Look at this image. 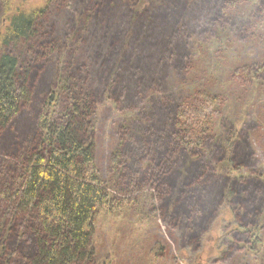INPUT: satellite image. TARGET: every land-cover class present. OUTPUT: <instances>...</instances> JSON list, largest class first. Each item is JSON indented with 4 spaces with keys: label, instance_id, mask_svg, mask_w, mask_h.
<instances>
[{
    "label": "trees",
    "instance_id": "16d2710c",
    "mask_svg": "<svg viewBox=\"0 0 264 264\" xmlns=\"http://www.w3.org/2000/svg\"><path fill=\"white\" fill-rule=\"evenodd\" d=\"M7 1L0 0V264H93L94 218L144 192L150 213L188 246L224 201L239 229L257 225L264 181L216 177L201 156L218 97L204 92L176 107L159 105L143 118L148 129L138 124L135 135L122 134L112 197L94 142L104 95L128 107L146 90H161L168 69L182 68L189 36L225 29L226 11L248 0H148L140 11L136 0H47L13 15ZM260 2L254 16L264 19ZM252 31L241 25L236 35ZM232 147V170L250 166L245 140ZM223 155L217 147L211 153L217 163Z\"/></svg>",
    "mask_w": 264,
    "mask_h": 264
},
{
    "label": "rangeland",
    "instance_id": "374dc122",
    "mask_svg": "<svg viewBox=\"0 0 264 264\" xmlns=\"http://www.w3.org/2000/svg\"><path fill=\"white\" fill-rule=\"evenodd\" d=\"M46 2L8 0V15L33 13ZM148 3L136 0V10ZM260 7V0L234 5L225 13L230 21L225 29L211 25L190 35L182 68L168 69L161 90H146L128 107L113 101L108 93L104 95L94 119L95 159L111 197L118 190V169L112 160L122 134L135 135L138 124L148 129L143 118H151L157 106L176 107L204 92L222 101L219 116L210 125L209 147L201 151L204 164H209L216 177L239 180L256 176L264 181V19L254 16ZM246 24L253 35L237 36V27ZM5 25L3 19L1 28ZM63 59L61 56L60 61ZM257 67H263L262 71L253 73ZM241 69L249 73L242 76ZM239 139L245 140L254 158L247 168L233 171L228 161ZM216 147L223 150L220 163L211 156ZM147 164L148 160L144 167ZM150 195L144 192L121 209L98 213L93 222V264H264V210L257 225L245 231L233 221L231 205L221 202L199 233L197 244L188 246L179 230L150 213Z\"/></svg>",
    "mask_w": 264,
    "mask_h": 264
}]
</instances>
